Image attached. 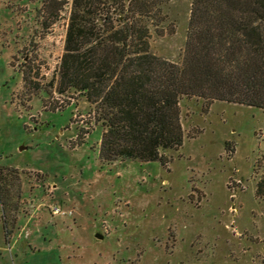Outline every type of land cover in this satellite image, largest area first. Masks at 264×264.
<instances>
[{
    "label": "rangeland",
    "instance_id": "374dc122",
    "mask_svg": "<svg viewBox=\"0 0 264 264\" xmlns=\"http://www.w3.org/2000/svg\"><path fill=\"white\" fill-rule=\"evenodd\" d=\"M160 1L151 49L178 61L192 0ZM70 4L0 0V264H264V108L184 96L166 167L101 161L85 98L48 106Z\"/></svg>",
    "mask_w": 264,
    "mask_h": 264
},
{
    "label": "trees",
    "instance_id": "16d2710c",
    "mask_svg": "<svg viewBox=\"0 0 264 264\" xmlns=\"http://www.w3.org/2000/svg\"><path fill=\"white\" fill-rule=\"evenodd\" d=\"M162 9L160 0H71L57 98L48 106L62 110L84 97L102 127L105 163L136 159L166 167V150L183 144L184 96L264 108V0H192L178 61L151 49ZM89 131L77 134V145Z\"/></svg>",
    "mask_w": 264,
    "mask_h": 264
},
{
    "label": "built area",
    "instance_id": "2783aa9c",
    "mask_svg": "<svg viewBox=\"0 0 264 264\" xmlns=\"http://www.w3.org/2000/svg\"><path fill=\"white\" fill-rule=\"evenodd\" d=\"M53 212L54 213H59L60 212V208L58 206H53Z\"/></svg>",
    "mask_w": 264,
    "mask_h": 264
},
{
    "label": "water",
    "instance_id": "95a60500",
    "mask_svg": "<svg viewBox=\"0 0 264 264\" xmlns=\"http://www.w3.org/2000/svg\"><path fill=\"white\" fill-rule=\"evenodd\" d=\"M97 236H98V237H102V235H101V234H97Z\"/></svg>",
    "mask_w": 264,
    "mask_h": 264
}]
</instances>
